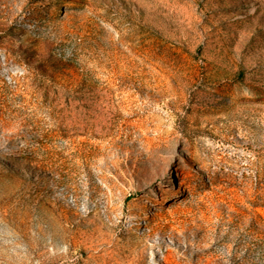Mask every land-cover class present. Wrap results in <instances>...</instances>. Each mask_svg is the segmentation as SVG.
Masks as SVG:
<instances>
[{"label":"rangeland","instance_id":"1","mask_svg":"<svg viewBox=\"0 0 264 264\" xmlns=\"http://www.w3.org/2000/svg\"><path fill=\"white\" fill-rule=\"evenodd\" d=\"M0 264H264V0H0Z\"/></svg>","mask_w":264,"mask_h":264},{"label":"bare ground","instance_id":"2","mask_svg":"<svg viewBox=\"0 0 264 264\" xmlns=\"http://www.w3.org/2000/svg\"><path fill=\"white\" fill-rule=\"evenodd\" d=\"M16 78H17V82H18V81L23 82L22 79H23V78L26 79L27 76H26V75L16 76ZM23 83H24V82H23ZM50 99H52V98H50Z\"/></svg>","mask_w":264,"mask_h":264}]
</instances>
